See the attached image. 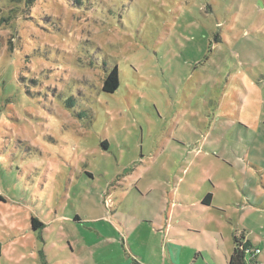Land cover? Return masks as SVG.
I'll use <instances>...</instances> for the list:
<instances>
[{
    "label": "rangeland",
    "instance_id": "1",
    "mask_svg": "<svg viewBox=\"0 0 264 264\" xmlns=\"http://www.w3.org/2000/svg\"><path fill=\"white\" fill-rule=\"evenodd\" d=\"M240 159L263 191L264 0H0V264L121 254L113 226L157 215L181 178L217 185L228 216Z\"/></svg>",
    "mask_w": 264,
    "mask_h": 264
},
{
    "label": "crops",
    "instance_id": "2",
    "mask_svg": "<svg viewBox=\"0 0 264 264\" xmlns=\"http://www.w3.org/2000/svg\"><path fill=\"white\" fill-rule=\"evenodd\" d=\"M238 164L244 189L241 192L239 190L233 192L234 197L231 199L233 203L229 205L232 204L234 208H231L228 216H224V214L211 216L212 210H216L217 213L222 212L220 209H216V207L221 208V205L215 204L217 185L214 187L210 180L206 182V178H202L199 183L205 186L204 190L187 188L182 193L178 184L184 182L185 179L181 178L175 188L167 187L165 203L157 215H144L139 219L134 217V219H138V225L135 227L128 221L113 226L112 232L114 231L118 236L121 235L122 238H125L121 239L120 237L121 241L119 242L124 252L117 254V251H113L110 258L105 257L109 254H102L99 259H97L98 257L92 258L95 260L94 263H91L89 258L76 263V255H70L73 256L74 264H231V258L236 248L235 240L239 236H244L245 242L248 241L253 249H260L258 253H247L244 264H264V187L263 191L251 188L248 192V178L245 175L247 164L242 159ZM233 165H237V163H233ZM251 165L264 183L263 164ZM231 180L235 181L236 179L232 177ZM184 206L194 207L193 211L201 218H214L218 221H206L202 224L188 221V225L183 227L178 222L181 219L180 213H182L180 208ZM223 216L230 222L227 223ZM232 217H235V224L232 222L234 220ZM145 220H151V224L156 227L154 231L160 232L155 243H150L149 239L141 237L140 232L137 233L139 229L146 226ZM141 225L143 226L139 228ZM206 226L214 231V236L208 237L203 234ZM188 228H194L195 231ZM150 229L153 232V229ZM94 230L98 235L103 236L105 228L104 226L101 229L94 227ZM112 234L107 237L115 236ZM132 235H134L135 241L131 239ZM144 246L150 250L152 259L146 258L142 248ZM88 248L89 246L83 247L84 250H88ZM91 249H98L99 254L101 253L99 247Z\"/></svg>",
    "mask_w": 264,
    "mask_h": 264
},
{
    "label": "trees",
    "instance_id": "3",
    "mask_svg": "<svg viewBox=\"0 0 264 264\" xmlns=\"http://www.w3.org/2000/svg\"><path fill=\"white\" fill-rule=\"evenodd\" d=\"M119 86L118 68L114 67L106 76L104 80L103 90L108 93L115 92ZM0 199L3 200V196L0 194ZM32 226L34 229H38L43 226V223L36 218L32 219ZM236 248L231 258V264H244L246 254L248 250L253 249V246L245 240L244 236L236 237Z\"/></svg>",
    "mask_w": 264,
    "mask_h": 264
},
{
    "label": "built area",
    "instance_id": "4",
    "mask_svg": "<svg viewBox=\"0 0 264 264\" xmlns=\"http://www.w3.org/2000/svg\"><path fill=\"white\" fill-rule=\"evenodd\" d=\"M253 252H256V253H258V252H260V249H251V250H248L247 251V253H253Z\"/></svg>",
    "mask_w": 264,
    "mask_h": 264
}]
</instances>
